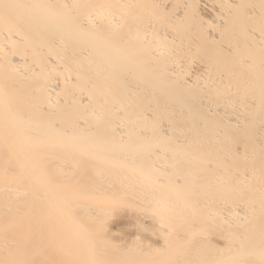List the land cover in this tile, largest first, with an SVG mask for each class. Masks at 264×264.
<instances>
[{
	"label": "bare ground",
	"instance_id": "6f19581e",
	"mask_svg": "<svg viewBox=\"0 0 264 264\" xmlns=\"http://www.w3.org/2000/svg\"><path fill=\"white\" fill-rule=\"evenodd\" d=\"M0 264H264V0H0Z\"/></svg>",
	"mask_w": 264,
	"mask_h": 264
}]
</instances>
